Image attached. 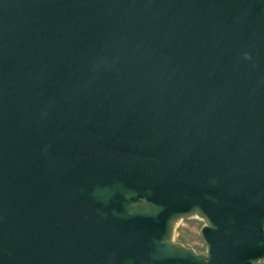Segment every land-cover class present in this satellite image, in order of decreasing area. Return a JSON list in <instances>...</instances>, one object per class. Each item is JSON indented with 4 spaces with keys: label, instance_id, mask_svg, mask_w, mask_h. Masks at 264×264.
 Wrapping results in <instances>:
<instances>
[{
    "label": "water",
    "instance_id": "95a60500",
    "mask_svg": "<svg viewBox=\"0 0 264 264\" xmlns=\"http://www.w3.org/2000/svg\"><path fill=\"white\" fill-rule=\"evenodd\" d=\"M261 259L264 0H0V264Z\"/></svg>",
    "mask_w": 264,
    "mask_h": 264
},
{
    "label": "rangeland",
    "instance_id": "374dc122",
    "mask_svg": "<svg viewBox=\"0 0 264 264\" xmlns=\"http://www.w3.org/2000/svg\"><path fill=\"white\" fill-rule=\"evenodd\" d=\"M181 219L173 235V241L193 250L197 254H206L207 245L201 235L205 220L200 218L199 215Z\"/></svg>",
    "mask_w": 264,
    "mask_h": 264
},
{
    "label": "bare ground",
    "instance_id": "6f19581e",
    "mask_svg": "<svg viewBox=\"0 0 264 264\" xmlns=\"http://www.w3.org/2000/svg\"><path fill=\"white\" fill-rule=\"evenodd\" d=\"M200 218L204 219L202 216H200ZM181 220H182V219H178V220H176V221L173 223V235H174V233H175V231H176V228L178 227L179 222H180ZM204 220H205V219H204Z\"/></svg>",
    "mask_w": 264,
    "mask_h": 264
},
{
    "label": "flooded vegetation",
    "instance_id": "af4514ba",
    "mask_svg": "<svg viewBox=\"0 0 264 264\" xmlns=\"http://www.w3.org/2000/svg\"><path fill=\"white\" fill-rule=\"evenodd\" d=\"M257 264H264V259H261Z\"/></svg>",
    "mask_w": 264,
    "mask_h": 264
}]
</instances>
